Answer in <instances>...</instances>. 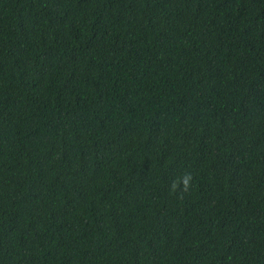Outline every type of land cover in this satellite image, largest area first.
<instances>
[{
    "label": "trees",
    "instance_id": "1",
    "mask_svg": "<svg viewBox=\"0 0 264 264\" xmlns=\"http://www.w3.org/2000/svg\"><path fill=\"white\" fill-rule=\"evenodd\" d=\"M0 264H264V0H0Z\"/></svg>",
    "mask_w": 264,
    "mask_h": 264
},
{
    "label": "clouds",
    "instance_id": "2",
    "mask_svg": "<svg viewBox=\"0 0 264 264\" xmlns=\"http://www.w3.org/2000/svg\"><path fill=\"white\" fill-rule=\"evenodd\" d=\"M191 180V174H188L184 179H183V188L184 190H187L188 187L190 186L189 182ZM173 189H175L177 187V185L174 183L172 185Z\"/></svg>",
    "mask_w": 264,
    "mask_h": 264
}]
</instances>
